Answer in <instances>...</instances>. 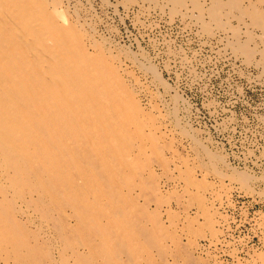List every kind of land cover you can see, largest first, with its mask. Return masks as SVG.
Instances as JSON below:
<instances>
[{"label":"rangeland","instance_id":"374dc122","mask_svg":"<svg viewBox=\"0 0 264 264\" xmlns=\"http://www.w3.org/2000/svg\"><path fill=\"white\" fill-rule=\"evenodd\" d=\"M0 264H264V0L0 12Z\"/></svg>","mask_w":264,"mask_h":264},{"label":"bare ground","instance_id":"6f19581e","mask_svg":"<svg viewBox=\"0 0 264 264\" xmlns=\"http://www.w3.org/2000/svg\"><path fill=\"white\" fill-rule=\"evenodd\" d=\"M67 1V0H66ZM5 2H7L6 0H3V1H0V12L1 13H4V12H6V11H12V12H15L16 10H19L20 8H23L24 6H27L30 2H31V0H12V2H9V4L10 5H8L7 3H5ZM108 2V1H107ZM109 4H110V2H108ZM121 3V2H120ZM112 4V3H111ZM114 4V3H113ZM124 4V3H123ZM115 6H116V4H115ZM118 7V6H117ZM123 7H124V5H123ZM115 9V8H114ZM24 10H25V8H24ZM115 11H116V9H115ZM139 11V10H138ZM77 12V11H76ZM139 14V13H138ZM43 17H44V13H40V15H39V17L37 18V20L39 21V20H41V19H43ZM86 17V16H85ZM8 18H9V16H8ZM31 19H32V17H31ZM30 17H27V18H25V19H23L22 20V23H24V24H26V23H30ZM84 20V19H83ZM4 22V21H3ZM5 23V22H4ZM14 23V22H13ZM87 24V23H86ZM17 28V27H16ZM91 28V27H90ZM18 29H19V27H18ZM94 29V28H93ZM20 31H21V29H20ZM14 32V31H13ZM9 33V32H8ZM11 33V32H10ZM15 33V32H14ZM23 33H25L24 31H23ZM26 34V33H25ZM7 36V35H6ZM65 36V35H64ZM21 39V38H20ZM30 39V38H29ZM22 40V39H21ZM30 42V41H29ZM51 42V41H50ZM21 43V42H20ZM11 44V43H10ZM34 46V45H33ZM24 47V46H23ZM70 49V48H69ZM30 50V49H29ZM72 51V50H71ZM31 52V51H30ZM28 53V52H27ZM43 53V52H42ZM41 53V54H42ZM33 55V54H32ZM34 56V55H33ZM50 58V57H49ZM38 63V62H37ZM41 63V62H40ZM135 63V62H134ZM95 64V63H94ZM93 63L92 64H90V65H94ZM140 64V63H139ZM41 66V65H40ZM138 67H139V65H137ZM37 67V66H36ZM42 67V66H41ZM137 67V68H138ZM140 67H141V65H140ZM47 68V67H46ZM145 68V67H144ZM142 70V69H141ZM40 71V70H39ZM143 71V70H142ZM152 71V70H151ZM47 72H48V70H47ZM98 72V71H97ZM113 72V71H112ZM153 73V72H152ZM49 74V73H48ZM42 75H44V74H42ZM153 76H154V74H152ZM45 76V75H44ZM112 76L115 78V76L112 74ZM47 77V76H46ZM63 77V76H62ZM113 78V79H114ZM119 78V77H118ZM155 81V80H154ZM162 83V82H161ZM138 84V83H137ZM144 85V84H143ZM147 85V84H146ZM74 86V85H73ZM103 89H104V91L105 90H107V89H109V87L111 88V87H113V85H112V83H111V80L109 81V82H105L103 85ZM125 86H127L126 84H125ZM137 86V85H136ZM141 86V85H140ZM145 86V85H144ZM62 87V86H61ZM122 88V87H121ZM127 88H128V86H127ZM140 88V87H139ZM142 88H144V87H142ZM148 88V87H147ZM129 89V88H128ZM139 90V89H138ZM152 91V90H151ZM150 91V92H151ZM123 92V91H122ZM145 93H146V91H145ZM124 94V93H123ZM144 94V93H143ZM120 96V95H119ZM145 96V95H144ZM174 96V95H173ZM132 98V97H131ZM152 100V99H151ZM127 101V100H126ZM140 101V100H139ZM150 101V100H149ZM158 101V100H157ZM161 101V100H160ZM154 102H156V101H154ZM162 102V101H161ZM136 103V102H135ZM148 103H150L151 104V102H148ZM158 103V102H157ZM137 104V103H136ZM152 105V104H151ZM135 106V105H134ZM140 106V105H139ZM144 107V106H143ZM151 108V107H150ZM123 109V108H122ZM136 109V108H135ZM140 109V108H139ZM154 111V110H153ZM47 112H49V111H47ZM159 112V111H158ZM176 114V113H175ZM140 116V115H139ZM163 117V116H162ZM161 118V117H160ZM159 118V119H160ZM180 121V120H179ZM76 122V121H75ZM165 124V123H164ZM178 124V123H177ZM136 125V124H135ZM144 126V125H143ZM179 128V127H178ZM144 129V128H143ZM182 133V132H181ZM189 135V134H188ZM190 136V135H189ZM111 137V136H110ZM193 141V140H192ZM194 142V141H193ZM144 148V147H143ZM153 149H154V147H153ZM152 149V150H153ZM156 149V148H155ZM126 150V149H125ZM154 151V150H153ZM19 152H20V150H19ZM21 153V152H20ZM134 153V152H133ZM129 155V154H128ZM129 158V157H128ZM205 171V170H204ZM203 171V172H204ZM217 174V173H216ZM219 174V173H218ZM217 174V175H218ZM209 176V175H208ZM220 177V176H219ZM226 178V177H225ZM116 179V178H115ZM218 179V178H217ZM221 182V181H220ZM186 183V182H185ZM120 184V183H119ZM218 184H220V183H218ZM222 184V183H221ZM217 185V184H216ZM211 194V193H210ZM54 196V195H53ZM206 197V196H205ZM214 203V202H213ZM212 203V204H213ZM211 204V203H210ZM66 214V213H65ZM71 221V220H70ZM213 243V242H212Z\"/></svg>","mask_w":264,"mask_h":264}]
</instances>
